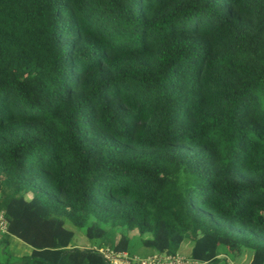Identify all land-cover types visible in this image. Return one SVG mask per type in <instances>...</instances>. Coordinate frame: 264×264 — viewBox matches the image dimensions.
I'll use <instances>...</instances> for the list:
<instances>
[{
  "label": "trees",
  "instance_id": "1",
  "mask_svg": "<svg viewBox=\"0 0 264 264\" xmlns=\"http://www.w3.org/2000/svg\"><path fill=\"white\" fill-rule=\"evenodd\" d=\"M0 213L31 247L0 264H108L132 229L264 264V0H0Z\"/></svg>",
  "mask_w": 264,
  "mask_h": 264
},
{
  "label": "rangeland",
  "instance_id": "2",
  "mask_svg": "<svg viewBox=\"0 0 264 264\" xmlns=\"http://www.w3.org/2000/svg\"><path fill=\"white\" fill-rule=\"evenodd\" d=\"M29 197V193L26 194ZM66 228H69L73 231V238L72 244L77 246H84V247H96L98 246L97 241L88 240L85 236L84 230L76 228L75 226L71 225L70 223L66 222ZM114 238L118 237V230L115 229ZM128 235V242H127V251L126 254L130 257H137V258H150L152 255H155L152 262L150 264H164L165 260L163 257L167 256V254H160L155 250L150 248L144 247L141 243V239L143 237L138 236V233L135 229L127 230ZM3 236L4 242H0V261H4L6 257V253H8L14 259H21V257L28 255L31 251V247L26 243L22 242L21 240L17 239L12 235H5L0 234V238ZM145 237V236H144ZM2 239V240H3ZM94 243V244H93ZM192 241L184 240L180 243L177 252L174 254L175 256L180 257L185 261L187 259L188 262H191L189 259V250L191 247ZM109 245L104 244V242H100L99 248H106ZM223 256V255H220ZM251 256V251L247 249H242L240 253L235 255V258L228 259V263L230 264H248Z\"/></svg>",
  "mask_w": 264,
  "mask_h": 264
},
{
  "label": "built area",
  "instance_id": "3",
  "mask_svg": "<svg viewBox=\"0 0 264 264\" xmlns=\"http://www.w3.org/2000/svg\"><path fill=\"white\" fill-rule=\"evenodd\" d=\"M0 229H4V222L1 214ZM97 250L102 255L104 261L108 264H150L153 258H155V255H152L151 259L148 257L145 259L130 257L126 254L125 251H115L110 249L109 247L98 248ZM163 259L165 260L164 264H188L186 260L184 261L183 259L175 255H167L163 257Z\"/></svg>",
  "mask_w": 264,
  "mask_h": 264
},
{
  "label": "clouds",
  "instance_id": "4",
  "mask_svg": "<svg viewBox=\"0 0 264 264\" xmlns=\"http://www.w3.org/2000/svg\"><path fill=\"white\" fill-rule=\"evenodd\" d=\"M1 214V213H0ZM2 216V215H1ZM3 222H4V220H3ZM4 227H5V223H4ZM4 231V229L2 230V229H0V234L2 233ZM77 246V245H76ZM78 247H81V246H78ZM126 252V251H125ZM157 252V251H156ZM159 253V252H158ZM160 254H166V253H160ZM167 255H170V254H167ZM134 257V256H133ZM137 258V257H136ZM186 261H187V259H185ZM191 261V260H190ZM188 262V261H187ZM190 263H192V261L191 262H188V264H190Z\"/></svg>",
  "mask_w": 264,
  "mask_h": 264
}]
</instances>
